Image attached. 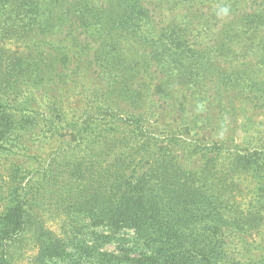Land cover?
Here are the masks:
<instances>
[{
	"label": "trees",
	"instance_id": "obj_1",
	"mask_svg": "<svg viewBox=\"0 0 264 264\" xmlns=\"http://www.w3.org/2000/svg\"><path fill=\"white\" fill-rule=\"evenodd\" d=\"M191 1L108 0L98 9L92 0H0V169L9 162L0 172V264H23L29 246L27 264H264L243 262L237 247L264 229V136L252 151L208 142L205 106L213 99L222 112L242 93L264 105L263 83L245 80L248 70L222 74L211 94L199 89L213 75V51L241 62L256 55L264 0L255 11L246 0ZM77 23L98 31L96 52L64 51L93 44L95 35H74ZM63 24L68 34L55 41ZM49 44L61 47L42 50ZM76 86L88 100L81 123L69 121L65 102ZM44 128L61 148L43 170L25 171L10 159L12 142ZM193 157L197 172L183 166ZM123 230L135 242H121ZM87 234L91 245L80 242Z\"/></svg>",
	"mask_w": 264,
	"mask_h": 264
},
{
	"label": "rangeland",
	"instance_id": "obj_2",
	"mask_svg": "<svg viewBox=\"0 0 264 264\" xmlns=\"http://www.w3.org/2000/svg\"><path fill=\"white\" fill-rule=\"evenodd\" d=\"M107 1L108 0H92V3L95 4L98 9H104ZM146 1L152 6L159 5L169 8V6H172L174 4H180L182 0ZM203 1L204 3H209L208 0H195V2ZM191 2V0H186L184 5H188ZM221 2H224V0H219V3ZM246 2H249L252 5L253 10L255 11L257 6L259 5L260 0H246ZM170 17L171 14L168 11H165L161 14V19ZM68 26L69 24H63L59 27H56L52 38H54V40L56 41L66 36L69 31ZM74 29L76 31L74 32V35H79L83 39H85V37H92L95 35L91 38L93 44L89 42V46H85V44L81 46L80 44L81 47L78 45L69 46L66 48L64 47V51L77 52L85 49L86 52L94 53L100 48V45L94 43L95 41H100L99 36L97 35L98 31L92 30V32L88 34L89 31L87 32L85 29L80 28V23H77L74 26ZM262 38H264V34L262 35ZM205 41L207 42L209 41V39L202 40L201 42ZM256 41V55L249 57L246 62H241L237 54H229L228 57H224L220 55L219 52L213 51L209 56L213 64V69L215 71H212L213 75H205L202 78L201 82L199 83V89L202 91H207L209 94H211L213 91H215V84H217L218 86L220 85V81L218 80L224 78L222 74L230 76L232 74L238 73L239 71H242L244 73L248 72V70V77H245V80L249 78L250 81L248 82L257 81V83H263L261 85L264 88V42H262L261 39H258ZM57 46L61 47V45L49 44L43 46L42 50H47L49 52L54 51L58 48ZM78 65L80 66L81 64ZM243 66L245 68H243ZM261 88L262 87L258 85L256 89L263 90ZM193 91L197 92V90ZM81 93L82 90H80V88L76 86V89L73 92L69 93V97L65 99L66 107L68 109L67 112L69 115L68 119L71 122L81 123L84 119V112L86 111L85 104L88 102V100H85L82 97ZM235 99L236 96H234V100ZM213 104L214 100L211 99L205 105L206 109H208L210 105L213 106L210 110V114L214 120L210 131H208L209 133H207L206 135L208 142L219 143L221 139L226 143V145H238L242 150L248 151H252L254 147L263 142L264 105H261L262 103L258 104V106H254L247 98V95L242 93L237 98L235 105L233 103V107H231V105H227V107L224 106L222 107L224 110L222 112L217 104ZM30 114L34 115L33 112ZM42 116H44L46 119L41 120V125L45 126V124H47L46 122L48 117L45 114ZM187 124H189V122H187ZM43 130L44 131H42V129H33L31 133L32 136H24L22 139H20L19 143L17 140H14V142H12V149L15 154L10 155V159L12 160V162H15L23 167V170L25 171L30 170V172H35L38 169L43 170L50 157L57 153L61 148V143L59 142L60 139L52 137L51 134L47 132L48 129L44 128ZM179 130L183 135L179 136L178 140H182V138L186 137L185 131L182 128H179ZM199 138L201 139V142H203L202 140L206 139L204 137V134L202 133L200 134ZM205 142L207 143V141ZM182 155H184V152L182 153ZM182 162L184 163V167H189L195 172H197V170L201 166L197 157H193L190 160L189 158H182ZM1 164L2 167L0 169V172L3 170V168H5V166H9V162L7 161L2 160ZM0 211H2V209ZM47 215L48 219L51 221L47 223V227H49L56 233H59V220H53L55 215L51 212H48ZM92 231L96 232L97 235L102 236H109L110 234V230L107 227H95L92 228ZM135 235L136 234H134L132 230H123L119 233L117 238L123 240L121 242H135ZM80 242H87V244L91 245L92 242H95L94 235L87 234L85 237H81ZM30 247L31 246L26 248L27 251L21 258V262H23V264H27L31 259V255L34 254V252L29 251L31 250ZM104 247L108 251L118 252L115 245H106ZM237 247L242 254V257L240 258H242V261L245 263H256L260 262V260H264V229L259 232H254L253 234L249 233L245 235L244 239H240V241L237 242ZM246 250H249V252ZM133 258H136V256H133Z\"/></svg>",
	"mask_w": 264,
	"mask_h": 264
}]
</instances>
